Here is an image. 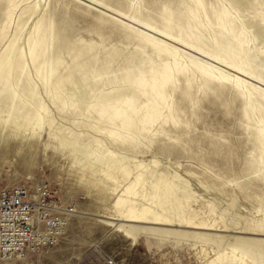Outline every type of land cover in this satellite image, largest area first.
Instances as JSON below:
<instances>
[{"label":"rangeland","instance_id":"rangeland-1","mask_svg":"<svg viewBox=\"0 0 264 264\" xmlns=\"http://www.w3.org/2000/svg\"><path fill=\"white\" fill-rule=\"evenodd\" d=\"M123 1L121 11L92 0H0V54L16 43L8 79H0V119L15 116L13 99L27 112L19 114L21 123L0 124V198L16 192L31 203L34 220L23 251H5L0 243V264H256L235 257L234 248L264 264V83L230 67L234 50L226 44L233 32L206 18L198 0H187L194 24L173 32L187 42L204 37L212 44L209 54L158 32L155 17L166 14L161 4ZM219 2L241 21L230 2ZM248 14L264 26V2ZM241 34L247 55L264 56V41H254L252 27L242 26ZM157 43L177 51L185 68L160 89L159 78L156 87L149 82L140 104L156 100L161 112L147 123L141 108L128 130L118 119L107 122L108 106L86 108L97 92L80 102L70 96L63 105L61 90L52 89L67 78L74 52L83 47L94 46L100 63L117 50L140 64L137 55L156 54ZM42 49L33 61L31 52ZM44 57L54 68L52 78L37 71ZM253 61L243 67L257 74ZM230 75L245 85H235ZM28 89L35 92L26 95ZM155 89L167 92V100ZM31 116L39 123L26 125L23 119ZM88 155L98 168L89 166ZM182 189L206 228H188L171 214L175 197L186 202ZM146 192L157 204L165 201L153 208L167 222L128 220Z\"/></svg>","mask_w":264,"mask_h":264},{"label":"bare ground","instance_id":"bare-ground-1","mask_svg":"<svg viewBox=\"0 0 264 264\" xmlns=\"http://www.w3.org/2000/svg\"><path fill=\"white\" fill-rule=\"evenodd\" d=\"M92 1H98L100 3L105 4L106 6H110L114 9L121 11H123V7L125 6V1L123 0H92ZM198 1L200 5H202L205 9V13L207 16L206 18L212 20L213 23L216 22L220 25L228 26L230 31L233 32L232 38L229 39L228 36L229 39L228 42L230 43L228 44L227 42L226 44V47H228L229 50L232 49L234 50V53H230L228 55L231 59V61L228 62L230 67L236 69L241 73L247 75L248 74L253 75L259 81L264 83V56H260V57L256 56L254 58L253 56L247 55L244 52V46L246 40L245 38H243V35L241 34L242 26L248 25L253 29L254 41L256 43L259 41H264V26L262 27L259 25H255L256 23L254 21L256 19L255 16H250L248 14L250 8H252L256 4L259 3L262 4L264 0H224L230 2L233 8L236 9L239 18H241V21H238L237 19H234L231 16L232 12L224 5V2H219V0H198ZM148 2L150 4L149 7H153L154 5L161 4V7L166 9V14L164 17L162 16V18H160V14H161L159 13L160 11L155 17L159 22L157 24L158 27H156L158 32H160L162 36L166 38H172L176 41L184 40L182 37L176 35V33H174L173 31L175 29V26L183 25L182 27H185L184 24H187L190 22V20H192L194 13L187 9L188 1L187 0H148ZM146 16L148 17L147 13ZM175 21H177L178 24H176ZM146 23H150V21ZM192 24H194V22ZM42 26L43 25L39 23L37 28L38 32L42 30ZM182 27L180 28L182 29ZM203 38L197 37L195 42L194 41L187 42L185 40L184 42H186L191 48L201 53L209 54L210 49L212 48V44L205 41ZM218 41H220V43H226V40H224L223 38L218 39ZM15 48H16V43L9 46L7 49H5V51H3L0 54V79L3 80L8 79ZM219 49L222 52V50H224L225 48L220 47ZM43 52L44 50L41 52L39 51L37 52V50L34 52L32 51L31 52L32 60L35 61L38 55L42 54ZM155 53L156 54L152 55L144 51L140 52L137 55V57H139L140 59V64H135L134 55L124 54V56L121 58V56L119 55L122 53L116 50L111 52V55H105L106 58L105 63H100L98 51L95 49L94 46L88 45L74 52L72 56V61L74 63L73 69L69 72L67 78L61 77L59 80H56L57 87L53 86L52 89L61 90L63 94L60 96V101L63 105H67L66 98L70 96L76 97L80 102V100L86 99L89 92L92 91L97 92V95L95 96V100L89 103L86 108L87 109L95 108L98 104H103L105 106H108L106 109H108V111H111V117L108 118L105 115H101L100 118L106 117V120L109 123L116 122V119H118V124L121 127H125L126 129L131 130L133 126L136 124L135 123L136 121H134L132 115L136 112L141 111L140 110L141 108H143L144 110L143 118L141 120L143 123H147L153 120L156 117V115L161 112L160 106L158 105L159 102L156 100L152 102L151 105L140 104L141 96L146 95L145 90L149 86V82L153 79L159 78L160 87L158 88L160 89L162 88V85L166 84L169 81V79L172 77V74L174 72L180 71L185 68V63L184 61L181 60V56L179 55V53L177 51L168 49L165 44L157 43ZM222 56L224 57V55ZM251 57L255 59V61L253 62H255L256 64L255 66L257 69V74L243 67V64L246 63V65L248 66V64L252 60H254L251 59ZM160 58L162 59L165 58L164 64L159 62ZM20 59L21 58H19V61ZM119 60H121L122 64H117ZM50 65H51L50 61H48L47 58L44 57L42 65L37 69L38 73L41 75L42 78L48 79L49 77L51 78L53 77L52 73L54 68ZM116 66L117 67L121 66V68H116ZM100 68L103 70L100 71ZM117 70H125V71L118 74H114L115 72H117ZM229 78L232 80V83H234L235 85L236 84L245 85L246 81L239 76L230 75ZM67 81L71 82L72 84L71 88L67 87L66 85ZM153 81L154 82L151 85L156 87V81L155 80ZM49 89L47 88L48 91H51ZM78 89L80 90L79 93H77ZM155 90L157 91V94H160L159 96H161V98L167 100V96H168L167 92L164 91L163 93H160V90L159 91L157 89ZM34 92L35 91L33 89H28L27 91H25L26 95L29 96H31ZM246 92H247L246 95L247 105L249 107H252V109H254V102L248 96L249 91L247 90ZM11 97L14 98L12 95ZM20 103L21 101L15 102V100L13 99V104L11 105L12 111L10 112V114L15 116L12 117L8 116L5 118H1L0 124L6 126L7 124L21 123L20 120L21 117L19 114L22 112L25 113L27 112L24 109L25 105ZM75 108H79L78 103L75 105ZM106 112L107 111H105V113ZM23 120H24L23 122H25L26 125H30L35 122L39 123V120L35 116H31V118H27V119L24 118ZM88 158L90 161V162L88 161L89 166L92 167L93 169L98 168V166L94 162H92V160H90L91 157L89 156ZM143 182H144L143 178L138 181V183H143ZM181 191L183 193V198L185 199L186 202L183 203L182 199L175 197L174 207L172 208L173 210L171 214L173 216H177L180 222L188 228H194V229L206 228L205 227L207 225L206 222H204L201 219H198L197 217L198 215L190 205L189 202V199L191 197L190 193L185 189H182ZM142 197L144 202L142 203L141 207L127 213L129 221L136 222L142 225H151L159 221H164V222L168 221V219L164 217V215L159 214L155 210V208H153L154 205L163 206L165 201L157 204L156 201H154L153 198H151V193L149 192L144 193ZM141 234H148V232L146 230H141ZM201 240L204 241L203 238H201ZM232 252L235 257L240 256L244 260V262L248 260L251 262H255L256 264H259V261L249 252L242 251L238 248H234ZM224 258H225V251L222 249L219 254V260L223 262Z\"/></svg>","mask_w":264,"mask_h":264},{"label":"built area","instance_id":"built-area-1","mask_svg":"<svg viewBox=\"0 0 264 264\" xmlns=\"http://www.w3.org/2000/svg\"><path fill=\"white\" fill-rule=\"evenodd\" d=\"M32 211L31 203L16 192H8L0 198V243L5 251H23L28 226L34 221ZM14 233L17 236L12 238Z\"/></svg>","mask_w":264,"mask_h":264}]
</instances>
